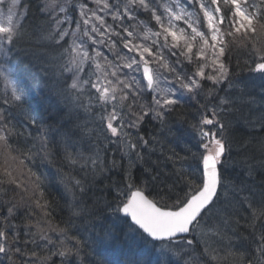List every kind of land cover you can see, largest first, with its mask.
<instances>
[{"label":"snow or ice","instance_id":"6c2138e0","mask_svg":"<svg viewBox=\"0 0 264 264\" xmlns=\"http://www.w3.org/2000/svg\"><path fill=\"white\" fill-rule=\"evenodd\" d=\"M252 74L264 0H0V264H264Z\"/></svg>","mask_w":264,"mask_h":264},{"label":"trees","instance_id":"16d2710c","mask_svg":"<svg viewBox=\"0 0 264 264\" xmlns=\"http://www.w3.org/2000/svg\"><path fill=\"white\" fill-rule=\"evenodd\" d=\"M247 57H239L241 65H243V61L246 59ZM237 57H233V64H235ZM239 71V70H238ZM245 77H247L249 74L247 73V71L245 70L242 73ZM253 76H255L254 80L250 81L251 84V90L253 95L257 96V99H259V93H260V88H261V82H263L264 80H262L259 77V74H252ZM245 112H247V109H245ZM148 130L152 131V125H148ZM240 132L243 133L245 136H248L249 133H251V136L249 137V139H251V137H255V139L252 140V151L255 152L256 154V158L260 159V154H259V145H258V141L260 140H264V132L260 131L259 128L257 127L256 129H249V128H241ZM153 160H157L160 159L161 161H163V157L160 156L159 151H157L156 155H153L151 157ZM163 166V164H162ZM60 167L59 164H53V165H45L43 166L40 170L47 173L50 177L52 176H56L57 173V169ZM65 172L67 171V168L63 169ZM257 180H259V176H257ZM52 191L54 193L59 191V186L58 185H54L52 188Z\"/></svg>","mask_w":264,"mask_h":264},{"label":"rangeland","instance_id":"374dc122","mask_svg":"<svg viewBox=\"0 0 264 264\" xmlns=\"http://www.w3.org/2000/svg\"><path fill=\"white\" fill-rule=\"evenodd\" d=\"M3 90H4V89H3V85H1V86H0V93H2Z\"/></svg>","mask_w":264,"mask_h":264},{"label":"bare ground","instance_id":"6f19581e","mask_svg":"<svg viewBox=\"0 0 264 264\" xmlns=\"http://www.w3.org/2000/svg\"><path fill=\"white\" fill-rule=\"evenodd\" d=\"M262 85H264V81H263V82H261V86H262Z\"/></svg>","mask_w":264,"mask_h":264}]
</instances>
